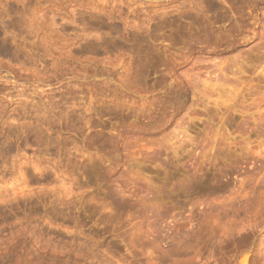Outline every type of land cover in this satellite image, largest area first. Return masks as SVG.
<instances>
[{
	"label": "rangeland",
	"instance_id": "rangeland-1",
	"mask_svg": "<svg viewBox=\"0 0 264 264\" xmlns=\"http://www.w3.org/2000/svg\"><path fill=\"white\" fill-rule=\"evenodd\" d=\"M245 260L264 0H0V264Z\"/></svg>",
	"mask_w": 264,
	"mask_h": 264
},
{
	"label": "bare ground",
	"instance_id": "bare-ground-1",
	"mask_svg": "<svg viewBox=\"0 0 264 264\" xmlns=\"http://www.w3.org/2000/svg\"><path fill=\"white\" fill-rule=\"evenodd\" d=\"M10 149V148H9ZM242 264H247V260H245V261H243V263Z\"/></svg>",
	"mask_w": 264,
	"mask_h": 264
}]
</instances>
